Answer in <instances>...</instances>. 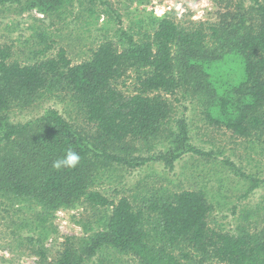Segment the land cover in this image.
Returning a JSON list of instances; mask_svg holds the SVG:
<instances>
[{
  "label": "trees",
  "instance_id": "obj_1",
  "mask_svg": "<svg viewBox=\"0 0 264 264\" xmlns=\"http://www.w3.org/2000/svg\"><path fill=\"white\" fill-rule=\"evenodd\" d=\"M64 1L0 0V6L26 3L28 9L50 13ZM249 1L262 20L258 32L223 25L211 27L209 34L202 28L185 31L164 17L154 21L151 36L129 39L120 50L105 41L77 65H71L64 49L21 65L10 60L9 47L0 46V198L39 205L46 214L81 199L110 209L104 231L90 236L88 244L66 238L57 264H83L102 246L131 254L141 264H182L191 252L202 262L264 264V232L233 235L209 228L213 208L199 191L152 195L136 207L127 197L113 201L94 189L105 161L120 162L126 144L161 133L171 112L163 94L179 89L196 93L211 126L240 137L264 136V0ZM132 68L145 73L138 72L134 93L125 96L114 83ZM55 85L65 86L93 125L89 138L55 110L31 124L7 118L13 105H29ZM173 141L177 153L161 157L169 168L180 151L198 153L186 142L185 120L177 121ZM69 150L80 156L77 166L54 168Z\"/></svg>",
  "mask_w": 264,
  "mask_h": 264
},
{
  "label": "rangeland",
  "instance_id": "obj_2",
  "mask_svg": "<svg viewBox=\"0 0 264 264\" xmlns=\"http://www.w3.org/2000/svg\"><path fill=\"white\" fill-rule=\"evenodd\" d=\"M164 17L182 30L202 28L208 34L211 27L222 25L243 32H258L262 27L249 0H65L50 13L28 9L26 3L6 4L0 6V46L9 47L10 60L21 65L54 57L59 49L65 50L71 65H77L88 61L105 41L120 50L129 39L139 42L151 36L154 21ZM47 45L50 49L40 54ZM138 72L145 73L132 68L114 83L115 88L132 95ZM163 97L171 112L161 133L148 141L126 144L119 154L122 161H105L97 170L94 189L113 201L127 197L136 207L152 195L199 191L213 208L209 228L233 235L264 232V136L240 137L211 126L193 90L179 89ZM48 110L57 111L87 138L94 134L93 125L61 85L45 89L29 105H13L6 116L11 123L24 125ZM178 120H185L186 142L198 153L180 151L169 168L161 157L177 153L173 137ZM109 212L81 199L46 214L39 205L0 198V264H57L66 238L88 244L90 236L104 231ZM83 264L141 263L131 254L102 246L86 255ZM182 264L217 263L202 262L191 252Z\"/></svg>",
  "mask_w": 264,
  "mask_h": 264
},
{
  "label": "clouds",
  "instance_id": "obj_3",
  "mask_svg": "<svg viewBox=\"0 0 264 264\" xmlns=\"http://www.w3.org/2000/svg\"><path fill=\"white\" fill-rule=\"evenodd\" d=\"M195 18H198V17H194V19ZM79 161H80V156L75 151L69 150L65 158L61 160H57L53 163V167L56 169H60L61 167L75 168L77 164L79 163Z\"/></svg>",
  "mask_w": 264,
  "mask_h": 264
}]
</instances>
